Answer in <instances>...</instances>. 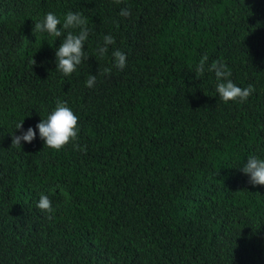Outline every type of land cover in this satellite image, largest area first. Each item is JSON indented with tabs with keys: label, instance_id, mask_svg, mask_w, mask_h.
<instances>
[{
	"label": "trees",
	"instance_id": "16d2710c",
	"mask_svg": "<svg viewBox=\"0 0 264 264\" xmlns=\"http://www.w3.org/2000/svg\"><path fill=\"white\" fill-rule=\"evenodd\" d=\"M68 10L89 34L65 76L54 46L70 29L34 22ZM104 34L115 39L99 56ZM216 60L254 86L246 100L218 98ZM57 100L78 115L76 141L11 144L17 121L35 128ZM253 153L264 155V0H0V264H264V185L239 169ZM42 192L50 211L36 207Z\"/></svg>",
	"mask_w": 264,
	"mask_h": 264
},
{
	"label": "clouds",
	"instance_id": "9594fccd",
	"mask_svg": "<svg viewBox=\"0 0 264 264\" xmlns=\"http://www.w3.org/2000/svg\"><path fill=\"white\" fill-rule=\"evenodd\" d=\"M129 9L121 8L120 15L128 16ZM59 25V27H58ZM34 28L40 33L49 36L60 37L62 31L70 29L63 35L58 46H54L55 69L67 76L71 74L84 59L85 41L88 39L89 30L86 26L85 17L79 11L68 10L63 14V19L53 11H47L42 19L34 22ZM78 31H74L77 30ZM111 34H104L103 44L97 49L96 53L103 56L108 45L114 42ZM113 63L117 68H123L126 62V54L119 49L112 52ZM203 58L197 65V71H204ZM208 70L214 72L215 91L221 101H244L254 91V86L248 84L245 87L237 85L230 77L231 72L228 65L222 60L213 61ZM107 71V69H106ZM96 75L89 73L84 84L86 87H93ZM23 119L15 123L14 129L19 134H13L11 144L21 145V141L31 142L37 136L43 141L44 146L59 150L69 142L77 139L79 126L78 115L68 105L67 101L57 100L54 107L37 121L35 128L29 125L23 129ZM74 147L77 145L74 143ZM239 169L247 175L248 181L252 185H264V155L248 154L241 162ZM36 207L45 211L51 210V201L48 193H41L36 201Z\"/></svg>",
	"mask_w": 264,
	"mask_h": 264
}]
</instances>
